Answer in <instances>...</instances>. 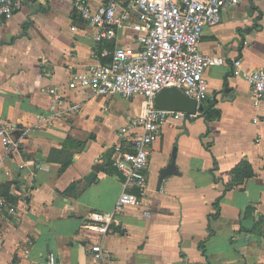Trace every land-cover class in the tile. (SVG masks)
I'll return each mask as SVG.
<instances>
[{"label": "crops", "instance_id": "1", "mask_svg": "<svg viewBox=\"0 0 264 264\" xmlns=\"http://www.w3.org/2000/svg\"><path fill=\"white\" fill-rule=\"evenodd\" d=\"M94 34L72 0H26L0 25V126L12 127L17 143H0V264H46L49 253L55 264H264V104L253 105L230 66L241 59L245 69H264V0H241L204 28L200 52L226 64L205 72L208 97L196 116L162 128L150 148L144 205L115 216L101 240L103 261L90 254L99 234L81 226L112 210L122 189L113 148L131 146L133 134H119L144 101L68 88L75 72L110 62L103 51L138 46L130 31L104 44ZM53 87L64 95L58 114L49 109ZM209 103L218 117L207 121L200 107ZM173 152L176 173L157 189ZM242 161L253 176L236 184L232 169Z\"/></svg>", "mask_w": 264, "mask_h": 264}, {"label": "built area", "instance_id": "2", "mask_svg": "<svg viewBox=\"0 0 264 264\" xmlns=\"http://www.w3.org/2000/svg\"><path fill=\"white\" fill-rule=\"evenodd\" d=\"M26 0H0V25L10 20ZM241 0H104L95 7L88 0H72L78 17L95 29L98 44L112 42L117 31L135 35L137 47L115 46L107 64H89L75 72L68 82L69 89L82 88L96 95L118 94L144 101L142 113L131 118L119 136L132 133L131 146L117 144L113 148L111 165L122 176V189L112 210L91 214L82 224L93 231L100 242L90 248L91 256L103 261L106 256L101 240L108 235L117 214L128 208H141L147 185V165L151 146L159 139L164 126H175L194 118L183 112L159 110L154 97L164 88L176 87L198 104L208 97L205 72L226 64L220 56L200 52L205 27L220 22L222 10L239 5ZM72 30L75 27L71 28ZM233 76L243 78L249 86V98L258 107L264 104V69L248 70L241 59H231ZM49 109L58 114L64 95L57 87L49 88ZM77 110V106L69 107ZM139 129V133L136 130ZM13 128L0 126V143L6 150L17 146L10 137ZM129 132V133H128ZM11 212L13 208H9ZM143 214L148 216L147 211ZM46 264H55L49 253Z\"/></svg>", "mask_w": 264, "mask_h": 264}, {"label": "water", "instance_id": "3", "mask_svg": "<svg viewBox=\"0 0 264 264\" xmlns=\"http://www.w3.org/2000/svg\"><path fill=\"white\" fill-rule=\"evenodd\" d=\"M154 107L159 110L183 112L190 115H196L198 103L187 97L181 90L176 87H167L162 89L154 97ZM174 166V152L172 153V161L159 172L157 181V189H159L163 179L176 173ZM95 174L89 173L84 180L90 182Z\"/></svg>", "mask_w": 264, "mask_h": 264}, {"label": "trees", "instance_id": "4", "mask_svg": "<svg viewBox=\"0 0 264 264\" xmlns=\"http://www.w3.org/2000/svg\"><path fill=\"white\" fill-rule=\"evenodd\" d=\"M213 103H209L207 105H205L204 107H200L201 113L202 115H204V117L206 118L207 121H210L212 119H215L218 117V111L216 109H214V106L212 105ZM65 166H62V168H64ZM232 173L234 175V181L236 184L241 183L244 179L253 176V171L251 166L242 161L240 162V164L238 166H235L232 169ZM232 187V184L228 185V188L226 189V191L228 189H230ZM214 209L216 210V214H214V216H216L218 214L219 211V201H216L213 205Z\"/></svg>", "mask_w": 264, "mask_h": 264}]
</instances>
